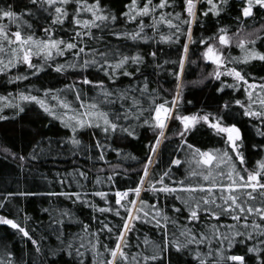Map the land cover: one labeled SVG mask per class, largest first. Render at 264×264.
I'll return each instance as SVG.
<instances>
[{
    "label": "snow or ice",
    "instance_id": "snow-or-ice-1",
    "mask_svg": "<svg viewBox=\"0 0 264 264\" xmlns=\"http://www.w3.org/2000/svg\"><path fill=\"white\" fill-rule=\"evenodd\" d=\"M69 0H29L22 11L17 12L15 3L5 4L0 7V21L7 19L9 24L0 23V73L7 72L8 69L15 67L17 64L23 63L31 70L29 74L37 75L43 71L44 66H48L55 73H67L69 68L79 69V78L74 80L72 84L64 85L62 89H54L51 87H41L40 89H26L19 91L17 94L8 93L7 96H0V121H6L10 118L18 116L19 113L25 111L26 103H34L43 113L52 117L54 120H59L66 128H70L72 135L56 142L57 155L63 151L65 144L70 143L73 148L70 151L75 154L77 151H83L81 148L82 141L78 138L80 130L92 129V135L96 137L95 144L88 146V151L92 148L99 149V161L107 163L106 149L111 148L112 144L108 141L115 137L119 132L124 138L131 136L136 137V128L133 127V122L137 127L150 129L153 133L152 140L147 144L148 155L144 162L141 172L138 176V181L134 187H126L121 189L118 186V180L121 176L119 169L121 164L110 165L109 174L106 181L109 185L108 191L94 190L91 195L98 196L104 201V207H100L95 203H90L87 197L88 192L72 191L62 192L59 195L66 196L72 199L73 202L86 203L99 211L101 214L109 213L114 217L119 218V221L113 223L107 216L103 220L97 219L101 225L94 237L96 244H92L94 252V261L99 259V264H173L172 254L173 249L177 256L182 255L187 250L193 255L196 264H264V159L257 161L255 168L246 167V159L244 155V136L241 128L237 123H229L228 118L231 115L232 105H237L243 109L245 117L256 118L259 124L256 125L257 135L264 136V83L257 85L255 77H252L251 83L249 80L250 73L236 66L227 67L228 63L249 64L252 61L264 63V51H260L256 47V41L264 36V23H261L258 28L253 27L251 31L247 30V25L244 21L255 16L254 9L259 8L264 10V0H240L239 12L236 17L238 27L235 33H229L226 26L219 27L211 37H202L198 41L193 39V25L200 23L198 20L197 3L198 0H183L180 6L181 11H175L176 4L174 0H159V3L154 4L153 0H146L143 7L139 6L138 0H130V3L125 5L127 11L120 15L125 18L126 22H134L138 17L151 15L153 24L151 25L154 34L160 36V39L169 43H180V34L184 32V27H187V42L183 43L182 50L178 52L175 61H165L178 65V71L173 69L171 74L176 77V92L171 100L164 99L163 102L157 103L154 99L151 100L149 106L145 108L142 100L144 97H151L156 90H149V78L144 77L141 83L135 87H129L122 90H113L105 86L103 80L93 81L89 78L88 69L96 68L99 72L104 73L113 82L117 81L120 75L136 78L137 73H141V65L146 64V56H151L153 60L157 58V51H152L147 54L141 53L139 50L134 53H126L120 48H112L106 46L103 49L92 47L91 41L95 40L98 43L102 42L104 37H97L93 29L101 32L110 30V35L117 39L124 38L133 41H149L154 39V36H148L144 33L145 24L143 19H140L137 28L130 32H122L116 29L118 16L107 8L101 7L100 0H95L94 3L88 4L87 0H76L77 8L72 16L73 35L65 40L63 37L55 36V27L63 26L69 16L67 5ZM209 7L200 13L203 17H208L211 13L213 16L219 17L224 11V7L228 4V0H207ZM173 8L172 12L161 11L159 16H156L157 9ZM44 12L51 18V24L43 28L46 38H38L31 31H25L21 26L20 21L27 25L28 29L32 28V24L24 19L25 16L31 17L34 13ZM91 13V18H81L80 13ZM187 16H184V13ZM166 24L170 30V34H163L158 31V25ZM10 24H16L17 30L10 33ZM174 29V31H171ZM233 38H236V46L241 49V57H233L230 54L225 55V46H230L233 43ZM218 41V43H217ZM190 43H199L204 46L201 52V57L204 61H211L216 67L207 74L204 79L213 77L221 81L217 92L223 93L226 88L244 87L247 94V101L241 99L225 100L220 105L217 112H203L185 114L181 108L183 75L185 73L186 64H195L196 60L191 58L193 53L190 52ZM71 51L73 61L71 63L56 62L57 56H64L66 52ZM41 56L44 64L37 65L32 62L33 56ZM51 61L52 63H49ZM135 65V70H129L130 66ZM222 66H224L222 68ZM160 67V65H156ZM226 69V71H225ZM233 77V83L221 80L224 75ZM14 80H27L28 75L17 74ZM264 80V78H261ZM11 83L12 80L10 79ZM242 82V83H241ZM192 83H197L192 81ZM81 85H92L97 88L99 95L90 97L85 100L87 93ZM259 88V98L253 99L256 94L254 90ZM36 94H33V93ZM66 92L74 93L75 101L79 102V108L73 107V102L69 101L64 95ZM139 93L138 98L135 93ZM42 93V94H41ZM132 103L127 104L128 100ZM53 101L55 103H53ZM120 102L121 111H117L114 105ZM191 103V101H188ZM259 105V108H254L253 105ZM12 107L18 109L13 117L4 114V109ZM83 109V111H80ZM177 120L180 122L177 130L174 132L176 137H179L180 143L177 147L178 151L191 150L192 158L197 155L203 158L204 165H211L213 160L217 161L215 169L209 168L206 171L197 173L190 172V175H202L203 181L207 183L190 184L184 181H173L172 184L165 183V180L171 176V165H181V160L177 157L170 161L168 170L163 171L157 180L151 169V165L155 162V157L159 153L160 146L169 139L167 129L170 128L169 122ZM207 124L217 135H220L224 140L225 148L222 150H213L211 152L202 151L199 147L189 142L186 138L189 133L198 130L197 126ZM95 130H99L104 134V139L101 140ZM253 148H264V145L253 144ZM53 141L48 140L47 152L51 154ZM118 155H124L120 149H113ZM3 152L10 154L14 159L21 162L28 160H37L46 151L44 141L37 142L28 155L23 153L12 152L9 148H3ZM234 154V157H233ZM95 158V157H93ZM135 159V157H131ZM230 162V171L227 174L218 169V164L224 159ZM236 160L239 161L240 167L237 166ZM199 167V161L197 162ZM103 171V169H100ZM213 171H217L218 175L223 178V181L217 180L213 176ZM129 169H123V174L127 176ZM72 180L69 181L67 176H61L60 183H72L73 181L80 184V178L85 180L88 178V172L85 170H74L69 174ZM96 183H102L97 176ZM82 187V185H81ZM213 189H219V192H214ZM145 190L156 194L157 200L154 203H149L141 197V193ZM171 195L177 193L176 199H181L179 193H187L188 198L184 203L188 209L189 222L200 220V212L211 215L212 218L219 221L221 216H229L234 223L224 225H211V234L208 232L197 233L194 229L185 227L180 232V239L175 234L170 233L168 229L169 223H175L169 215L160 207L159 196L161 194ZM25 195L26 193L7 192L0 197V209H5L10 202V199L15 195ZM57 195V193H50ZM199 195V199H197ZM114 196V203L111 197ZM74 198V199H73ZM123 210V211H122ZM45 211H48L45 209ZM180 212V209H175ZM63 215H70L64 212ZM251 220V223H249ZM140 221L145 224H154L162 233L160 242H153V251L150 254H145L143 250L132 252V244L130 233L136 230V222ZM57 221H53L56 223ZM0 224L8 225L16 229L23 237H26L35 246V252L42 251L40 241L35 239L31 234V230L23 226L15 219L9 218L6 215L0 214ZM223 227L225 231H221ZM84 231H89L88 225H85ZM100 234H107L111 239L115 237L114 246L103 244V252H100ZM240 238V239H237ZM215 240L219 247L213 248L212 241ZM249 241L253 243L249 244ZM145 244L149 241L145 237ZM207 243L209 250L207 253L200 251L199 245ZM241 245L246 250L243 254H231L230 249L233 245ZM190 245H196L195 249ZM84 244L81 243L76 247L72 242L67 244V254L75 255L80 258L79 264H84L82 259L83 253L80 248ZM140 247L139 244L136 245ZM4 256L12 257V259L4 260L0 258V264H20L14 257V253L8 248L3 249ZM209 257H212L209 260Z\"/></svg>",
    "mask_w": 264,
    "mask_h": 264
},
{
    "label": "trees",
    "instance_id": "trees-1",
    "mask_svg": "<svg viewBox=\"0 0 264 264\" xmlns=\"http://www.w3.org/2000/svg\"><path fill=\"white\" fill-rule=\"evenodd\" d=\"M95 0H87L88 4L94 3ZM146 0H138L139 6L143 7V3ZM15 3L17 12L23 10L24 6L29 3V0H0V7L5 4ZM101 7L107 8L118 16L116 22V29L122 32H130L137 28L140 19H143L145 28L144 33L148 36H154V39L145 41H133L130 39L120 38L110 35V30L103 32L93 29V32L97 37L103 35L102 42L95 40L91 41L92 47H98L103 49L106 46L112 48H120L121 51L126 53H134L139 50L143 54L157 51L158 55L155 60L151 56H146V64L141 65L142 72L137 73L135 79L120 75L117 77V81L113 82L104 73L99 72L96 68L88 69L89 78L93 81L103 80L105 86L113 90H122L129 87H135L138 83H141L145 76L149 78V90H156L151 97H144L142 100L143 106L147 108L151 100L154 99L157 103L163 102L164 99L171 100L172 96L176 92L177 79L171 74L172 70L178 71V65H174L165 61H175L178 56V52L182 50L183 43L187 42V27H184V32L180 34V43H169L160 39V36L154 34L151 28L153 24V18L151 15L138 17L134 22H126L125 18L120 14L128 9L125 5L130 3V0H100ZM154 4L159 3V0H153ZM176 4L175 11H181V5L183 0H174ZM69 16L66 19L63 26L57 25L55 27V36L57 38L63 37L68 40L73 35L74 25L72 24V16L75 14L77 8L76 0H69L66 6ZM209 7L207 0H198L197 8L198 20L200 23L193 25V39L198 41L202 37H211L219 27L226 26L229 29V33H235L238 27L236 17L240 15L239 7L240 0H228V4L224 7V11L219 17L213 16L211 13L208 17L200 15L204 10ZM172 12L173 8L157 9L156 16L158 17L160 12ZM255 16L248 18L244 23L248 26L247 30L251 31L253 27L258 28L261 23H264V10L259 8L254 9ZM44 12L34 13L31 17L25 16L24 19L28 20L32 24V28L28 29L23 21H20L21 26L25 31H31L38 38H46L43 28L51 24V18ZM81 18H91V13H80ZM187 16V13H184ZM0 23L9 24L7 19L0 21ZM17 30L16 24H10V33ZM158 31L165 35L170 34V30L166 24L161 23L158 25ZM171 31H174L172 29ZM218 43V41H217ZM256 47L260 51H264V36L260 40L256 41ZM204 46L199 43H190V52L193 53L191 58L196 60L195 64H186L185 73L183 75V87L181 108L185 114L196 113L198 111L203 112H217L220 105L225 100L229 99H241L247 101V94L244 91V87L239 88H226L223 93L217 92L216 89L220 87L221 81L209 77L204 79L209 72L216 67L209 61H204L201 57V52ZM233 57H241L242 52L239 47L236 46V38H233V43L230 46H225V53ZM56 62L58 63H71L73 56L71 51L66 52L64 56H57ZM32 62L37 65H43L44 61L41 56H33ZM49 63H52L49 61ZM160 67H156V65ZM236 66L244 69L250 73L249 80L251 83L252 77H255V83L260 85L264 83V63L259 61H252L249 64L242 62L233 64L228 63L227 67ZM135 65L130 66L129 70L134 71ZM224 66H222L223 68ZM79 69L69 68L67 73H55L48 66H44L43 71L37 75L29 74L31 70L27 68L26 64L20 63L15 67L10 68L5 73H0V96H7L8 93L17 94L19 91L26 89H40L41 87H51L54 89H62L66 84H72L74 80H78ZM226 71V69H225ZM17 74L28 75L27 80H14L13 78ZM12 80L10 83L9 80ZM221 80L233 83V77L226 74L221 77ZM196 81L197 83H192ZM242 83V82H241ZM84 91L87 93L85 100L90 97H96L99 95L96 87L92 85H81ZM255 91L253 99L259 98V88ZM33 94H36L35 92ZM42 94V93H41ZM64 95L69 101L73 102V107L79 108V102L75 101L74 93L66 92ZM135 95L139 98L140 94L137 92ZM191 101V103H188ZM0 103H7L3 101ZM53 103H55L53 101ZM129 99L127 104H131ZM254 108H259V105H253ZM117 111H121L120 102L114 105ZM18 109L7 107L4 109V114L13 117L14 113ZM83 111V109H80ZM243 109L237 105H232L231 115L228 118L229 123H237L242 130L244 136V155L246 159V167L255 168L257 161L264 159V148H253V144L264 145V136L257 135L256 125L259 124V120L256 118L245 117ZM170 128L167 129V135L169 139L166 140L159 149L158 155L154 158L155 162L151 165V169L155 178L158 180L163 171L168 170L170 161L174 158L181 160V165H171V176L165 180V183L172 184L173 181H184L185 183L197 184L207 183L203 181L202 175H190V172L195 171L200 173L206 171L209 168L215 169L217 167V161L213 160L211 165H204L203 158L199 155L195 159L192 158L191 150L178 151L177 147L180 143L179 137L174 135V132L180 126V122L172 120L169 122ZM133 127L136 128V137L128 136L124 138L119 132L114 138L110 139L108 143L112 144L111 148L106 149L107 163L99 161V149L92 148L88 151L90 144H95L96 137L92 135V129L80 130L78 138L82 141L81 148L83 151H77L73 154L70 149L73 146L68 143L63 147V151L57 155L56 142L72 135L71 129L64 127L59 120H54L52 117L43 113V111L34 103H26L25 111L19 113L18 116L10 118L6 121H0V197L7 192L26 193L25 195H15L10 199L5 209H0V214L6 215L9 218L15 219L23 226H26L31 230V234L35 239L40 241L42 251L40 253L35 252V246L26 237H23L16 229L11 228L8 225L0 224V258L4 260L12 259V257L4 256L3 249L6 247L14 253V257L20 264H79L80 258L75 255L69 256L67 254V244L72 242L76 247H79L81 243L84 244L80 251L83 253L84 264H99V259L94 261V252L91 245L96 244L94 233L101 226L97 219L103 220L105 216L112 220L113 223L119 221V218L112 216L109 213L101 214L96 209L89 207L86 203L79 201L73 202L72 199H68L66 196L59 195L62 192L83 191L88 192L87 199L90 203H95L100 207H104V201L98 196H92L91 193L94 190L108 191L109 185L106 181V177L109 174V166L121 164L122 168L119 169L121 176L118 180V186L123 189L126 187H134L135 182L138 181V176L141 172L146 157L148 155L147 144L153 138V133L150 129L140 128L133 122ZM198 130H194L186 137L189 142L199 147L202 151L211 152L215 155L213 150H222L225 148L224 140L220 135H217L207 124L197 126ZM97 136L103 140L104 134L99 130H95ZM53 141V148L51 154L47 152L48 140ZM43 140L46 151L37 160H25L23 162L14 159L10 154L2 151L3 148H9L12 152L18 154L23 153L28 155L32 151L33 146ZM113 149H120L124 155H118ZM135 157L132 159L131 157ZM95 157V158H93ZM234 157V154H233ZM199 161V167L197 162ZM237 166L240 167L239 161H235ZM129 169L127 176L123 174V169ZM103 169V171H100ZM218 169L227 174L230 171V162L227 158L222 163L218 164ZM74 170H85L88 172V178H80V184L76 182L72 183H60V178L57 176L59 173L61 176H67L68 180H72ZM97 176L100 177L102 183L97 184ZM213 176L217 180L223 181V178L218 175L217 171H213ZM82 185V187H81ZM214 192H219V189H213ZM50 193H57L53 196ZM181 199H176L177 193L171 195L161 194L159 196L160 207L169 215L171 220L175 223H169L168 229L170 233L175 234L176 237H180V232L185 228L194 229L197 233L208 232L211 234V225H224L233 224L234 221L229 216H221L219 221L212 218L210 213L206 214L203 211L200 212V220L191 221L187 220L188 209L184 203V200L188 198L187 193H179ZM141 197L148 200L149 203H154L157 200L155 193L145 190L141 193ZM74 199V198H73ZM199 199V195H197ZM115 197H111V201L114 203ZM180 209V212H176L175 209ZM47 209L48 211H45ZM123 211V210H122ZM64 212L70 213V215H63ZM53 221H57L53 223ZM251 223V220H249ZM85 225H88L89 231H84ZM221 231H225L223 227ZM132 252L144 251L145 254H150L153 251V242L159 243L162 233L154 224H145L143 222H136V230L130 234ZM145 237H147L149 243L145 244ZM264 239V237H261ZM240 239V238H237ZM100 245L98 249L103 252V244H109L114 246L115 237L111 239L107 234H100ZM249 244L253 241H249ZM140 247L137 248L136 245ZM195 249L196 245H190ZM212 247L216 248L219 245L215 240L212 241ZM200 251L207 253L209 246L207 243L199 245ZM246 250L241 245H233V249H230L231 254H243ZM212 257H209L211 260ZM173 264H196L193 259V255L185 250V253L177 256L173 249L172 254Z\"/></svg>",
    "mask_w": 264,
    "mask_h": 264
},
{
    "label": "rangeland",
    "instance_id": "rangeland-1",
    "mask_svg": "<svg viewBox=\"0 0 264 264\" xmlns=\"http://www.w3.org/2000/svg\"><path fill=\"white\" fill-rule=\"evenodd\" d=\"M210 63H212L211 61H209ZM213 64V63H212Z\"/></svg>",
    "mask_w": 264,
    "mask_h": 264
}]
</instances>
